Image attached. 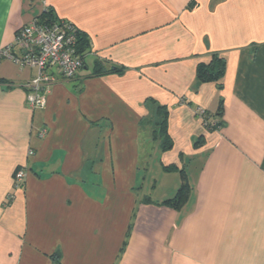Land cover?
<instances>
[{
  "label": "crops",
  "instance_id": "crops-1",
  "mask_svg": "<svg viewBox=\"0 0 264 264\" xmlns=\"http://www.w3.org/2000/svg\"><path fill=\"white\" fill-rule=\"evenodd\" d=\"M48 9L88 47L35 110L37 69L0 60V264H264V0H0V52Z\"/></svg>",
  "mask_w": 264,
  "mask_h": 264
},
{
  "label": "built area",
  "instance_id": "built-area-1",
  "mask_svg": "<svg viewBox=\"0 0 264 264\" xmlns=\"http://www.w3.org/2000/svg\"><path fill=\"white\" fill-rule=\"evenodd\" d=\"M77 27L66 20L56 19L41 22L38 18L19 28L15 40L0 52V60L12 61L21 68L37 69L36 77L27 84L28 103L35 110L44 108L47 92L60 80L75 79L84 66L83 57L77 53ZM205 119L204 110L198 111ZM45 131L41 136L45 135ZM34 152L30 151V155ZM27 176L26 169L20 168L14 176V189L23 187ZM14 198L10 194L8 200Z\"/></svg>",
  "mask_w": 264,
  "mask_h": 264
},
{
  "label": "trees",
  "instance_id": "trees-1",
  "mask_svg": "<svg viewBox=\"0 0 264 264\" xmlns=\"http://www.w3.org/2000/svg\"><path fill=\"white\" fill-rule=\"evenodd\" d=\"M38 19L41 22H50L54 21L53 13L51 10L45 11L43 14H41ZM88 47L87 41L80 35V32L78 31V44H77V53H79L82 57V53L84 54L85 48ZM84 59V57H83ZM122 69L118 66H113L112 72H121ZM225 71H226V62L225 58L221 57L220 55H215L213 57V60L209 64H200L197 68V80L199 83H215L217 85V88L219 91H222L224 84L223 80L225 77ZM96 76L102 75L101 70H97L95 72ZM219 111H222V101L219 99ZM154 110L153 113L148 118L143 119V123L146 125L151 126L153 128V135L157 142L161 143V147L163 151H169L173 148V141L169 134V112L166 107L156 106L154 104ZM154 113H156L154 115ZM209 114L206 113L205 122L206 126L209 129H219L222 126L221 122H217L215 124L209 123ZM159 117V121H155L156 118ZM186 189V190H185ZM188 197V190L186 186H182L179 190L178 194L167 201H164L163 204L170 205L175 208H180L184 205L185 201ZM12 200H9L11 202Z\"/></svg>",
  "mask_w": 264,
  "mask_h": 264
},
{
  "label": "rangeland",
  "instance_id": "rangeland-1",
  "mask_svg": "<svg viewBox=\"0 0 264 264\" xmlns=\"http://www.w3.org/2000/svg\"><path fill=\"white\" fill-rule=\"evenodd\" d=\"M160 191V190H159Z\"/></svg>",
  "mask_w": 264,
  "mask_h": 264
}]
</instances>
